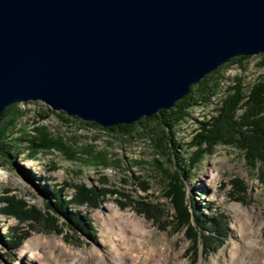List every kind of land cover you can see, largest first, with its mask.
<instances>
[{
  "label": "water",
  "instance_id": "95a60500",
  "mask_svg": "<svg viewBox=\"0 0 264 264\" xmlns=\"http://www.w3.org/2000/svg\"><path fill=\"white\" fill-rule=\"evenodd\" d=\"M264 55V0H0V116L41 102L102 128L169 110Z\"/></svg>",
  "mask_w": 264,
  "mask_h": 264
},
{
  "label": "rangeland",
  "instance_id": "374dc122",
  "mask_svg": "<svg viewBox=\"0 0 264 264\" xmlns=\"http://www.w3.org/2000/svg\"><path fill=\"white\" fill-rule=\"evenodd\" d=\"M263 61L262 54L249 56L245 70L232 65L224 76L242 77L247 88L264 76V67L258 66ZM213 106L189 111L188 117L170 133L171 142L166 143L168 157L156 152L147 138L136 137L120 142L111 133L82 127L77 121H62L60 111H50L41 102L18 104L25 116L13 131V137L33 134L34 126H45L52 136L61 137L76 148L81 159L87 156L83 150L90 147L93 153L104 151L112 159H119L120 165L116 168L111 164L104 168L88 166L82 160L73 163L56 150L39 155L36 160L27 159L26 153L20 156L10 153L9 161L0 165V199L12 195L45 216L55 217L45 203L53 204L68 196L71 198L74 187L93 190L97 196L95 206H70L64 211L68 220L78 216L88 225L76 220L68 222L56 215L55 225L62 229L61 234L47 232L48 223L40 225L26 221L20 224L13 217L0 215V264H22L20 251L30 255L32 247L28 240L34 237H40V242L45 244L48 239L61 240L62 246L49 251L63 264H110L112 257L122 252L117 245L115 220L109 217L110 210L114 208L135 213L147 224L146 249L157 248L158 244L166 246L165 264H230L232 255L237 254L240 248L235 227L240 219L249 217L253 230L245 229V233L253 235L255 247L246 259L249 264H259L260 258L264 257V182L258 180L257 171L251 170L242 152L231 146H216L196 165L189 164L188 158L195 155L187 153V143L198 133L200 122L209 119ZM43 113L48 116L45 120L38 118V114ZM175 170L184 176L186 203L190 211H194L196 222L206 225L212 218L224 224V229L207 241L209 248L205 255L200 252L204 249L202 244H198L199 254H196L191 249L192 244L175 228L173 216L176 213L166 197L173 188L170 174ZM214 177L217 180L212 188L209 185ZM108 191L114 193L105 194ZM231 204L240 205L239 209L247 214L240 218L234 216L229 211ZM11 234L16 241L18 237L26 238L16 246L14 239L9 240ZM34 264H41V261L34 259Z\"/></svg>",
  "mask_w": 264,
  "mask_h": 264
},
{
  "label": "trees",
  "instance_id": "16d2710c",
  "mask_svg": "<svg viewBox=\"0 0 264 264\" xmlns=\"http://www.w3.org/2000/svg\"><path fill=\"white\" fill-rule=\"evenodd\" d=\"M247 59L248 57L242 56L229 60L191 86L189 93L177 101L171 109L161 110L152 117L141 118L131 125L102 128L75 117H63L65 115L63 112L59 115L62 121L67 123L77 121L82 127H93L111 133L120 142L134 140L136 137L147 138L151 141L156 152L169 157L166 143L171 142L170 133L188 117L191 109L214 104L209 119L200 122L198 133L187 143V153L195 155L193 158H188L190 166L196 165L205 154H211L216 146H231L242 152L246 164L251 170H256L258 180L264 182V76L248 85L247 88L243 85L242 77L228 78L224 76L225 71L232 65H236L240 70H245ZM258 66L264 67V61L260 62ZM24 116V111L18 108V104L5 108L0 116V165L8 162L9 154L13 152L17 156L26 153L27 159L36 160L39 155L56 150L62 153L69 162L78 163L82 160L84 164L92 167L107 168L111 164L116 168L119 167V159H112L110 154L104 151L93 153L90 147V149L83 150L87 156L81 159L80 152L76 148L64 142L61 137L52 136L45 126H34L33 134L24 133L19 138L13 137V131ZM47 117L45 113L38 114V118L42 120ZM204 148H206L205 151H203ZM193 149L195 152H191ZM171 156L174 154L171 153ZM183 161H185V157ZM165 171L163 170V172ZM170 179H172L173 188L171 187L167 192L166 197L176 213L173 216L175 228L192 244L191 249L196 254H199L198 244H202L204 249L200 252L205 255L209 248L207 241L213 239L216 232L224 229V224L209 218L210 223L199 225L195 220L194 211H190L186 203L184 176L179 170H175L170 174ZM74 189L71 198L68 196L54 201L53 204L45 203L46 208L55 217L45 216L12 195L3 196L0 199V215L13 217L20 224L26 221L40 225L48 223L47 230L49 231L47 232L61 234L63 233L62 229L55 225L56 215L68 220L64 214L65 208L70 206L74 208L84 204L89 207L96 205L97 195L93 190L78 187H74ZM108 193L114 192H105V194ZM190 207L192 208V206ZM71 220L84 222L85 225H88L83 218L78 216H73ZM25 238V236L18 237L16 241L14 235L11 234L9 240L14 239L17 246L22 244ZM212 250L214 249L212 248Z\"/></svg>",
  "mask_w": 264,
  "mask_h": 264
},
{
  "label": "bare ground",
  "instance_id": "6f19581e",
  "mask_svg": "<svg viewBox=\"0 0 264 264\" xmlns=\"http://www.w3.org/2000/svg\"><path fill=\"white\" fill-rule=\"evenodd\" d=\"M215 180H217L216 177H214L211 185H209V183L207 184L213 188L215 186ZM239 208H241L240 205L231 204L229 211L234 216L240 218V216H244L245 210ZM109 217L115 220L114 228L116 230H114L118 232L117 245L122 249V252H118V254L112 257L110 264H165L167 262V257L165 256H167L166 252L168 248L166 246L161 247V245L158 244L157 248L150 247L146 249L144 238L148 226L140 217H137L135 213H131L130 211H119L114 208L110 210ZM245 229L247 231L253 230V225L249 217H246L245 220L240 219L235 227L237 244L240 248L237 254L234 253L232 255L230 264H249L246 256L251 254L255 247V242L253 240V235L246 234ZM40 240V237H34L28 240L32 250L28 256L23 250L20 251L19 258L21 263L34 264V259H39L41 264H63V262L59 261L58 258L54 256L52 251H49L53 247L62 246L61 240L48 239L46 242L47 244L41 243ZM259 264H264V257L260 258Z\"/></svg>",
  "mask_w": 264,
  "mask_h": 264
}]
</instances>
